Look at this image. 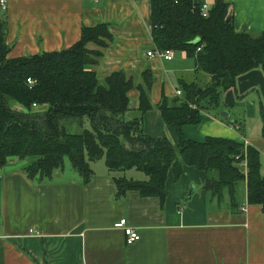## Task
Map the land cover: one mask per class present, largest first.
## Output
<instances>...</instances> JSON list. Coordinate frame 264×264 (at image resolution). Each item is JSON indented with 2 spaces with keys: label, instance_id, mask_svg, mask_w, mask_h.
Masks as SVG:
<instances>
[{
  "label": "crops",
  "instance_id": "1",
  "mask_svg": "<svg viewBox=\"0 0 264 264\" xmlns=\"http://www.w3.org/2000/svg\"><path fill=\"white\" fill-rule=\"evenodd\" d=\"M0 24L5 28L7 58L60 52L77 44L82 29L106 24L113 37L106 48L88 44L101 53L86 69L105 80L124 72L133 88L128 93L132 119L142 118L143 132L167 138L156 105L161 97H183L184 84H205L194 61L185 52H173L168 61L149 58L155 48L151 37L150 0H5ZM217 0H194L211 8ZM236 32H264V0H223ZM149 71L152 109L139 113L138 84ZM234 89L220 97L218 111L202 113L197 126H183L186 139L207 137L248 143L260 154L264 176V139L260 107L264 110V76L260 70L239 76ZM223 113V115H221ZM130 119V120H132ZM26 163L9 160L0 169V264H264V219L260 206H249L243 189L242 205L233 212L229 201L211 204L205 193L206 175L183 166L175 180L170 169L166 201L140 197L128 191L116 196L114 179L146 181L143 172H109L104 160L90 163L87 183L65 164L51 181H32ZM191 190L184 205L183 197ZM126 219L140 240L126 245L123 230L114 224ZM32 231L29 233V231Z\"/></svg>",
  "mask_w": 264,
  "mask_h": 264
},
{
  "label": "trees",
  "instance_id": "2",
  "mask_svg": "<svg viewBox=\"0 0 264 264\" xmlns=\"http://www.w3.org/2000/svg\"><path fill=\"white\" fill-rule=\"evenodd\" d=\"M208 10L203 17L194 0H150L155 48L185 52L197 72L206 77L203 85L184 84L181 99L161 97L156 109L168 137L159 139L143 132L142 118L125 119L133 85L124 72H113L101 84L96 73L86 69L101 58L100 52L89 51L87 45L106 48L113 40L106 24L84 27L77 44L63 51L16 59L6 57L9 47L4 24H0V169L11 159L25 162L23 172L28 179L51 181L68 159L71 169L87 183L93 177L90 163L103 159L109 172L136 170L148 178L140 182L114 179L117 197L135 191L140 197H157L164 205L169 170L177 180L183 166H189L205 173L203 189L211 204L219 207L228 200L236 212L238 192L243 188L247 204L260 206L264 219V176L258 150L227 138L194 142L182 131L185 125L197 126L202 113L218 111L220 96L234 89L239 76L253 70L264 76V32H236L223 0ZM149 74L145 71L143 84H138L142 117L152 109ZM84 118L91 130L71 132L70 127L80 126ZM260 119L264 139L262 107ZM243 160L245 169L240 167Z\"/></svg>",
  "mask_w": 264,
  "mask_h": 264
},
{
  "label": "built area",
  "instance_id": "3",
  "mask_svg": "<svg viewBox=\"0 0 264 264\" xmlns=\"http://www.w3.org/2000/svg\"><path fill=\"white\" fill-rule=\"evenodd\" d=\"M92 1V0H90ZM5 3L6 1L5 0H0V7L2 9L5 8ZM209 8L207 7V5H201L200 6V10L202 11V15L203 17H207L208 16V10ZM146 55L149 57V58H158L160 60H172L174 55H173V52L170 51V50H166L165 52H162V51H159L157 50L156 48L152 49L151 51L147 52ZM27 84L28 85H31L32 84V81L30 79H27ZM175 96L177 98H180L181 96V92L180 91H176L175 92ZM34 107H36L34 105ZM245 145H247L248 143H243ZM240 167L244 168L246 167V161L243 160L240 164ZM246 211V206L245 205H242V207L239 208V212H241V214L245 213ZM114 228L116 229H120V230H123L124 232V235H125V238H126V245H132L136 242H138L140 240V236L138 234V232L136 230H134L132 227H130L128 225V222L126 221V219H122L118 222H116L114 225ZM32 231L30 230L29 233H31Z\"/></svg>",
  "mask_w": 264,
  "mask_h": 264
},
{
  "label": "rangeland",
  "instance_id": "4",
  "mask_svg": "<svg viewBox=\"0 0 264 264\" xmlns=\"http://www.w3.org/2000/svg\"><path fill=\"white\" fill-rule=\"evenodd\" d=\"M88 69H91V67H88ZM100 83L101 84H104L105 82H104V80H100ZM37 109H38V107H37ZM36 109V110H37ZM38 110H43L41 107L38 109ZM130 113L129 114H131V115H128V114H126L125 115V119L126 120H130V119H132L131 118V116H134L135 114H134V112L133 111H129ZM133 120V119H132ZM83 123L79 126V125H73V126H71L70 127V130H71V132H74V133H80L81 131H83V129L85 130H91L90 129V126H89V124H88V122H87V120H86V118H84L83 120ZM67 165V164H70L69 163V161H68V159L67 160H65L64 161V163H63V167H64V165ZM104 164H105V162H104ZM63 167L61 168V169H63ZM61 169H59V170H61ZM58 170V171H59ZM191 190H192V188L190 189V190H188L187 191V193L184 195V197H183V205H184V203H186V201H187V197H188V195L190 194V192H191ZM242 196H243V188L241 189V190H239V192H238V200H239V202L240 203H242Z\"/></svg>",
  "mask_w": 264,
  "mask_h": 264
},
{
  "label": "water",
  "instance_id": "5",
  "mask_svg": "<svg viewBox=\"0 0 264 264\" xmlns=\"http://www.w3.org/2000/svg\"><path fill=\"white\" fill-rule=\"evenodd\" d=\"M199 40L198 39H196V40H194V42H198ZM199 90V89H198ZM221 115H223V113H221Z\"/></svg>",
  "mask_w": 264,
  "mask_h": 264
}]
</instances>
